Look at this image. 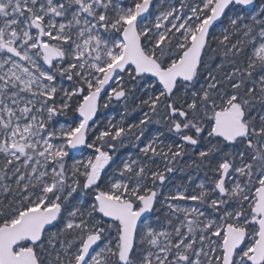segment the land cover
I'll use <instances>...</instances> for the list:
<instances>
[{
  "label": "snow or ice",
  "instance_id": "1",
  "mask_svg": "<svg viewBox=\"0 0 264 264\" xmlns=\"http://www.w3.org/2000/svg\"><path fill=\"white\" fill-rule=\"evenodd\" d=\"M0 264H264V0H0Z\"/></svg>",
  "mask_w": 264,
  "mask_h": 264
},
{
  "label": "trees",
  "instance_id": "2",
  "mask_svg": "<svg viewBox=\"0 0 264 264\" xmlns=\"http://www.w3.org/2000/svg\"><path fill=\"white\" fill-rule=\"evenodd\" d=\"M110 114H113V115H115V112H114V111H111V112H110ZM117 118H118V117H117Z\"/></svg>",
  "mask_w": 264,
  "mask_h": 264
},
{
  "label": "rangeland",
  "instance_id": "3",
  "mask_svg": "<svg viewBox=\"0 0 264 264\" xmlns=\"http://www.w3.org/2000/svg\"><path fill=\"white\" fill-rule=\"evenodd\" d=\"M113 115V114H112ZM61 119H63V118H61Z\"/></svg>",
  "mask_w": 264,
  "mask_h": 264
}]
</instances>
